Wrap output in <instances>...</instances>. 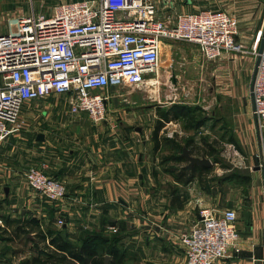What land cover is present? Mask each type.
Masks as SVG:
<instances>
[{"label":"crops","instance_id":"1","mask_svg":"<svg viewBox=\"0 0 264 264\" xmlns=\"http://www.w3.org/2000/svg\"><path fill=\"white\" fill-rule=\"evenodd\" d=\"M61 1L81 0H56L52 4ZM154 2L160 18H170L173 21L181 13L210 9L225 10L235 17L238 25L237 41L243 44L246 53L224 52L212 62V67L218 87L234 92L235 98H244L255 69L253 50L260 47L262 39L264 0ZM44 4V1L41 2L39 11L33 2L31 7L22 5L18 12H24L23 15L32 12L51 14L55 6L51 4L44 9ZM55 99L57 98L51 100ZM146 112L134 109L130 113L120 111L114 116L109 113L107 119L99 124L93 123L85 113L72 114L69 108L60 113L54 106L49 111L26 112L27 118L41 120L38 125L42 124L36 127L34 135L29 130L18 131L0 144V186L5 189V184L11 185L7 186L9 194L0 189V201L6 203L9 213H12L13 206L26 201L29 206L42 211V214H56L63 219L64 236L73 244L80 243L82 237L91 233H101L109 239L117 238L115 241H132L139 245L138 240L144 234L147 242L151 241L155 247L159 243L161 246L171 247V243L179 242L182 234L197 222L199 211L203 207H220L213 208L215 212L234 209L237 211L235 224L242 247L238 251L231 249L219 264H264V206L261 197H257V203L251 205V209L242 207L238 209L239 212V204L230 200V197L222 198L218 191L213 195L214 202H211L208 191H202L197 185L199 174H195L190 181L189 174L186 178L176 177L179 182L174 181L179 188L170 189L169 192L157 178L168 176L170 180L172 174L157 172L152 167L156 148L154 134L161 119L157 112ZM147 116L152 117L153 125L148 122ZM120 118L124 119L118 121ZM47 119L55 123L57 131L49 133L40 128L48 122ZM253 119L255 123V117ZM171 125L172 121L163 125L158 138L165 131L166 135H171L176 130ZM247 128H250V124H247ZM40 133L45 137L43 140H37ZM258 139L262 141L259 137ZM259 147L261 148V144ZM30 166H38L46 174L62 181L67 191L65 198L48 203L34 191H29L26 184L22 186L24 174ZM209 189L208 193L212 195L213 187ZM111 227H115L117 231H112ZM1 231L5 232L6 228L0 229ZM4 243L1 239L0 248ZM7 254L9 253L4 255L0 252V264H7ZM170 260L169 258L167 264H170ZM182 264H185L184 255Z\"/></svg>","mask_w":264,"mask_h":264},{"label":"built area","instance_id":"2","mask_svg":"<svg viewBox=\"0 0 264 264\" xmlns=\"http://www.w3.org/2000/svg\"><path fill=\"white\" fill-rule=\"evenodd\" d=\"M12 23L8 33L0 34V144L22 128L20 114L28 101L55 94L68 95L72 114L85 113L93 123L104 122L111 99L108 89L133 88L156 77L169 41L198 47L207 61L224 52H245L237 41V20L227 11L186 12L173 21L160 18L154 0L61 1L49 15L16 17L17 31L11 30ZM253 54L257 58L258 49ZM253 94L262 132L264 52ZM25 179L49 201L67 194L62 181L38 166L30 167ZM199 216L180 237L186 264H219L231 249H241L236 210L220 213L203 207Z\"/></svg>","mask_w":264,"mask_h":264},{"label":"rangeland","instance_id":"3","mask_svg":"<svg viewBox=\"0 0 264 264\" xmlns=\"http://www.w3.org/2000/svg\"><path fill=\"white\" fill-rule=\"evenodd\" d=\"M43 1L45 2L43 8L46 9L51 6L52 1L56 0H0V34L9 32L11 22H13L11 30L17 31L14 20L23 15L24 12H18L22 5L31 7L33 2L39 11L41 8L39 6ZM57 4H52V6ZM253 56L256 64L257 58L254 54ZM213 61L204 60L193 45L180 41H169L161 54L160 68L163 67L164 76L157 81V84L149 87V90L154 88L156 91L155 97L147 98V94L139 89L134 90L127 87L118 90L110 87L107 93L111 99L106 114L108 116L112 113L111 116H114L113 114L116 115L120 111L130 113L134 109L145 110L147 114L152 110L157 112L161 125H167L172 121L171 126L176 130L171 135H166V131L161 134L158 148H155L154 164H152L153 170L172 174L170 180L168 176L157 178V181L166 186L169 192L170 189L179 188L178 183H175L176 177L186 178L189 174L188 171H184V167L189 164V159L183 154L184 148H188L191 155L205 156L213 162L211 166L206 167L207 170L196 169L194 171L200 176L197 185L202 191L210 192L209 188L213 187L212 195L207 192L209 201L214 202L213 195L218 191L222 194V198L227 196L238 203L237 210L242 207L251 209V205L257 203V197H261L264 206L263 175L254 169L261 165L260 155L261 149L264 148V131H262L263 134L261 132L260 140L262 141H259L253 119L257 115L254 113L250 90L252 78L246 87L244 98H235L234 92L223 90L216 84ZM54 98L57 99L52 101L51 99ZM68 99L67 94H55L28 101L20 114L19 124H22V128L16 130L15 133L29 130L34 135L36 127L42 124L38 125L41 120H30L26 112L49 111L50 107L54 106L60 113L69 108ZM246 111L248 114L244 115ZM249 115L250 118H248ZM41 118H43L42 115ZM122 119L124 118L118 121ZM151 119L152 117L147 116L148 122H151ZM47 121L40 128L46 129L49 133L58 130L55 123L49 122V119ZM148 122L145 121L146 124ZM151 123L153 125V122ZM247 124H250V128H247ZM260 130H262L261 127ZM180 154L184 155L181 161L178 159ZM25 184L30 189L29 191H34L28 186L24 174L22 186ZM5 185L11 187L10 184ZM1 188L5 191L4 186L1 185ZM36 194L41 197L38 193ZM42 200L53 203L44 198ZM5 204L4 201H0V215L3 216V219H0L6 224V226L5 224L0 226V229L6 228L5 232H0V240L5 241L0 252L4 255L9 253L5 258L7 264H70L61 261L59 256L53 255L55 249L49 244L50 237L48 242L42 240V235L49 231L60 233L65 238L64 224L60 223L63 219L53 213L42 214V211L29 206L26 201L13 206L12 213H9V207ZM213 208L220 209V207H211ZM19 225L21 230L17 228ZM103 238L105 239L104 244L98 243V247L105 264L112 259L111 255L106 254L107 248L112 246L120 250L121 262L119 264H167L169 258L171 259L170 264H182L184 250L180 239L179 242L171 243V247L161 246L160 243L158 247H155L151 241L147 242L144 234L138 240L139 245L132 241L124 243L115 241V237ZM65 239L71 241L67 237ZM83 239L84 237L80 243L75 245L79 246Z\"/></svg>","mask_w":264,"mask_h":264},{"label":"trees","instance_id":"4","mask_svg":"<svg viewBox=\"0 0 264 264\" xmlns=\"http://www.w3.org/2000/svg\"><path fill=\"white\" fill-rule=\"evenodd\" d=\"M158 121L155 129L154 139L156 142L155 147L158 148V134L160 128L163 126L162 123ZM178 159L180 161L183 159V154H180ZM184 171L189 172L188 180H192L195 177L194 171L196 169L207 170L204 166L193 165L190 168L184 167ZM21 230V226L17 227ZM52 248L55 249L53 255L59 256V259L65 263L70 264H105L103 261V255L100 252V248L98 247V243L104 244L105 239L101 233H91L86 235L79 246L67 241L60 233H54L53 231H49L47 234L42 235L43 242H48ZM117 239V238H116ZM115 240V239H114ZM108 241V240H107ZM109 254L112 256L111 261L108 264H119L121 262L120 250L116 246H112L107 248ZM71 261V262H70Z\"/></svg>","mask_w":264,"mask_h":264},{"label":"water","instance_id":"5","mask_svg":"<svg viewBox=\"0 0 264 264\" xmlns=\"http://www.w3.org/2000/svg\"><path fill=\"white\" fill-rule=\"evenodd\" d=\"M263 52H264V29H263L262 39H261V43H260V47H259V56L257 57V60H256L255 69H254V73H253V76H252V81H251V84H250V90H251V96H252V100H253L254 110H255L256 106H255V102H254L253 88H254V82H255V79H256L257 71H258V66H259V63H260V60H261V54ZM255 126H256L258 137L261 138L260 123H259V119H258L257 116H255ZM44 138L45 137H44V135L42 133L37 135V140H43ZM183 154L189 159V164L187 165L188 168L192 167L195 164L200 165V166L209 167L213 163L211 161V159H209V158H207L205 156L199 157V156L191 155L188 148H184V153ZM254 169L262 172L263 180H264V167H262L261 165H258L256 167H254ZM5 192H6V194H9V187H5ZM200 218L201 217L199 216V219Z\"/></svg>","mask_w":264,"mask_h":264},{"label":"bare ground","instance_id":"6","mask_svg":"<svg viewBox=\"0 0 264 264\" xmlns=\"http://www.w3.org/2000/svg\"><path fill=\"white\" fill-rule=\"evenodd\" d=\"M162 76H164L163 75V67L158 69L157 76L153 77L152 80H148L145 83H143L142 85L135 86V87H133L131 89H134V90L135 89H139L140 91L144 92L145 94H148L149 98H154L155 95H156V91H154V88H152V90H149V87H152V86H154V84H157V81L159 79H161ZM118 90H120V89H118Z\"/></svg>","mask_w":264,"mask_h":264}]
</instances>
